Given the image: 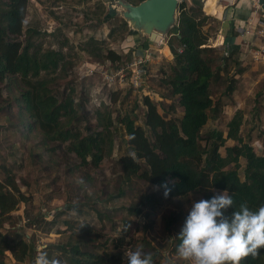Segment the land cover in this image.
Segmentation results:
<instances>
[{
    "label": "trees",
    "instance_id": "16d2710c",
    "mask_svg": "<svg viewBox=\"0 0 264 264\" xmlns=\"http://www.w3.org/2000/svg\"><path fill=\"white\" fill-rule=\"evenodd\" d=\"M30 1L0 0V81L5 82L10 91L9 105L13 102L17 104L19 118L23 120L21 125L29 133L37 131L45 141L51 143L53 147L50 151L68 145V152L75 154L82 165L99 167L105 158L106 140L110 138L112 129H115L113 114L108 112L105 116L103 113L109 106L102 104L96 111L101 130L85 133L75 129L73 122L79 119L80 110H85L86 98L82 95L81 102H77L76 88L71 85H67L61 93L54 90L53 85L58 80L55 75L58 71L68 72L70 64L66 62L63 47L58 50L43 49L36 42L41 32L35 28L25 29ZM126 1L139 5L145 0ZM203 8V0H183L179 4L176 25L170 31L176 32L168 43L174 60L171 74H166L162 80L167 93L163 96L176 101V105L182 109V116L179 119H168L167 113L161 114L160 103L145 96L143 125L137 124L135 111L119 118L126 130V144L130 153L122 156L118 163L128 180L137 177L158 187L163 195V185L167 182L171 188L166 197L168 199L184 198L200 191H227L234 200V206L222 211L225 217H231L242 202L246 201L252 211H258L259 207L264 206V156L256 153L250 137L243 138L241 135L244 122L241 110L228 123L227 136L216 128L203 132L209 122L218 120L223 112L222 98H214L212 87L226 82L223 95L230 96L236 91L238 80L230 77L229 66H236L240 74L245 72L240 62L239 49L216 56L214 48L204 47L211 38L204 27L212 18L204 14ZM109 18L111 16L106 19ZM119 21V28L110 31L111 40L123 41L127 36L137 33L130 29L124 18ZM104 44L105 41L94 37L84 43L83 51L101 61L92 64L105 65L109 62L113 67L121 68L128 63L124 56L104 47ZM148 45V40L140 41L137 48L146 49ZM181 48L182 53L179 52ZM132 54V49L126 53L130 62ZM77 76L85 80L79 70ZM127 90L125 98H129L132 88ZM121 91L113 89L110 92L113 103L119 101ZM124 102L125 99L122 100ZM102 108H105L104 112ZM7 109L12 107L8 106ZM229 140L236 144L227 146ZM110 142L111 152L113 140L110 139ZM205 197L211 199L213 195L209 193ZM29 201L27 194L21 191L13 171L0 163V264H25L34 258L35 244L27 239V235L17 231L14 224L15 213L22 204H28ZM155 202L151 197L146 201L153 209ZM129 212L137 216L143 213L137 207L130 208ZM147 217H150L149 214ZM186 217H171L167 222L168 227L182 224V229ZM23 220L24 224L20 227L29 223L28 219ZM35 221L38 223L42 220ZM64 223L72 230V237L78 236L74 233L77 228L71 222ZM5 227L15 230L6 232ZM150 227L146 226L147 229ZM181 229L172 238L175 250L181 243L178 238ZM65 231L58 234H64ZM81 231L82 235L78 236L81 238L93 233L89 226H83ZM138 231L140 228L136 222L125 220L120 237L114 242V251L117 252L108 248L101 252L90 251L81 239L76 238L58 247L61 255L57 259L61 264H128L126 252L120 250H128L127 247L132 244ZM146 254H151L153 264H161L164 258L157 251ZM241 264H264V248L256 259L248 257Z\"/></svg>",
    "mask_w": 264,
    "mask_h": 264
},
{
    "label": "rangeland",
    "instance_id": "374dc122",
    "mask_svg": "<svg viewBox=\"0 0 264 264\" xmlns=\"http://www.w3.org/2000/svg\"><path fill=\"white\" fill-rule=\"evenodd\" d=\"M109 1L31 0L25 20V29L35 28L41 32L36 42L42 45L43 49L58 50L63 47L62 51L70 67L68 65V72L58 71L55 75L58 80L53 88L61 93L67 85L75 87L77 102H81L82 95L85 96V110H80L79 119L73 122L75 129L85 133L101 130L96 111L102 104L109 106L107 111H103L105 108L101 110L105 116L112 112L115 129H112L110 138L106 140L105 158L99 167L82 165L75 154L68 152V145H61L56 151H50L53 145L45 141L37 131L27 132L24 125H21L23 120L19 118L17 104L13 102L9 105L10 91L7 84L0 81V163L13 171L21 191L30 199L29 203L22 204L14 215L16 230L27 235V239H30L36 248L33 260L25 264H35L37 256L42 253H47L49 259L57 258L61 255L58 247L76 238L81 239L90 251L101 252L108 248L117 252L114 251V242L120 237L125 220L136 222L140 228L130 245L133 251L137 248L142 249L144 253L157 251L164 255L161 264H190L177 256L175 241L172 239L179 233L182 224H174L170 228L167 222L171 217L187 216L192 205L206 199L205 196L209 193L213 196L223 193L217 190L200 191L184 198L168 199L158 187L137 177L128 180L123 174L118 162L122 156L130 153V149L126 144L128 137L125 127L120 123V117L135 111L137 124L143 125L145 96L160 103V112L167 113L168 119H179L182 116V109L176 105V101L164 98L163 95L167 93L162 85L165 75L171 74L174 55L168 43L176 32L171 31L163 41L160 40L162 43L152 41L151 35L147 34L144 28L136 30V34L127 36L123 41L111 40L110 31L112 28H119V20L123 18L125 10L113 8ZM202 10L206 16L212 18L204 27V31L211 34L204 47L214 48L216 56L234 50V47L228 46L220 39L223 27L221 18L208 15L205 7ZM108 16L111 18L106 19ZM91 37L105 41L104 47L113 49L125 57L128 63L123 64L121 68L134 62L138 54L142 53L144 49L137 48L142 39L149 41L146 49L151 52V58L143 76L141 89L119 85L108 88L98 74L89 73L85 80L78 78L77 71L84 73L86 64L111 71L119 69L109 62L105 65L92 64L101 61L83 51L84 43ZM22 40H25L24 37ZM130 49L133 50L131 62L126 58ZM239 55L245 72L240 74L236 66H229L230 77L238 80L236 91L230 96L223 95L226 82L212 87L214 98H222L223 112L218 120H211L203 132L216 128L227 136L228 123L235 113L241 110L244 113L241 135L243 138L250 137L256 153L264 156V66L255 63L250 56L242 58L241 52ZM127 88H132L129 98H125ZM113 89L123 90L116 104L110 100V92ZM8 106L12 109H7ZM110 139L113 140L111 152ZM235 144L236 142L231 140L227 142V146ZM222 153L225 155L224 149ZM149 197L156 201L154 209L146 203ZM134 207L141 209L143 213L138 216L131 214L129 209ZM148 214L150 217H147ZM23 219H28L29 223L20 227L24 224ZM37 219L42 221L37 223ZM65 221L71 222L77 228L74 233L78 236L82 235L83 226L91 227L93 233L83 238L72 237V230L68 229ZM147 225L151 227L147 229ZM14 230L5 227L4 231ZM62 231L65 233L58 234ZM39 246L42 247L41 250ZM130 246L127 249H130ZM120 251L126 252V249Z\"/></svg>",
    "mask_w": 264,
    "mask_h": 264
},
{
    "label": "clouds",
    "instance_id": "9594fccd",
    "mask_svg": "<svg viewBox=\"0 0 264 264\" xmlns=\"http://www.w3.org/2000/svg\"><path fill=\"white\" fill-rule=\"evenodd\" d=\"M163 187L167 197L171 188L167 182ZM233 206L234 200L227 191L195 202L178 236L181 243L177 256L190 264H241L248 257L256 259L264 248V206L252 211L245 201L231 217H225L222 210ZM125 255L128 264H153L151 254L140 248L128 249ZM35 264L61 261L42 253Z\"/></svg>",
    "mask_w": 264,
    "mask_h": 264
},
{
    "label": "built area",
    "instance_id": "2783aa9c",
    "mask_svg": "<svg viewBox=\"0 0 264 264\" xmlns=\"http://www.w3.org/2000/svg\"><path fill=\"white\" fill-rule=\"evenodd\" d=\"M237 0H234L232 3H227L224 7L234 4ZM111 0L109 1V3ZM252 10L254 16L250 17L248 20L244 21L239 27L241 29L242 37L245 38H255L258 43L254 44L255 47L251 52V57L253 61L259 65L264 66V3L258 0H251ZM259 15V22L255 23V17ZM163 41V40H162ZM160 43H162L160 41ZM182 48L179 50L182 53ZM151 58V52L147 49H144L141 54H138V58L127 65L126 67L116 69L111 71L104 67L96 68L90 64H86L85 72L81 75L87 77V74H98L100 75L102 81L108 88L113 86H132L136 90L142 88L144 83V73L148 66V63ZM25 221V220H23ZM39 250L42 249L39 246Z\"/></svg>",
    "mask_w": 264,
    "mask_h": 264
},
{
    "label": "water",
    "instance_id": "95a60500",
    "mask_svg": "<svg viewBox=\"0 0 264 264\" xmlns=\"http://www.w3.org/2000/svg\"><path fill=\"white\" fill-rule=\"evenodd\" d=\"M180 3V0H145L133 5L126 0L111 1L113 8H124L122 16L132 31L144 28L155 42L167 37L176 25Z\"/></svg>",
    "mask_w": 264,
    "mask_h": 264
},
{
    "label": "crops",
    "instance_id": "0c3cea01",
    "mask_svg": "<svg viewBox=\"0 0 264 264\" xmlns=\"http://www.w3.org/2000/svg\"><path fill=\"white\" fill-rule=\"evenodd\" d=\"M190 1V0H188ZM264 3V0H258ZM206 0H203L205 7ZM226 5V4H224ZM251 0H237L234 4L224 7L221 21L223 24L220 39L228 46L239 49L242 58L251 57V52L258 43L255 38L242 37L240 25L250 17L254 16ZM259 15H256L255 23L259 22Z\"/></svg>",
    "mask_w": 264,
    "mask_h": 264
},
{
    "label": "bare ground",
    "instance_id": "6f19581e",
    "mask_svg": "<svg viewBox=\"0 0 264 264\" xmlns=\"http://www.w3.org/2000/svg\"><path fill=\"white\" fill-rule=\"evenodd\" d=\"M234 0H206L205 12L218 18L222 17L224 4L232 3Z\"/></svg>",
    "mask_w": 264,
    "mask_h": 264
}]
</instances>
